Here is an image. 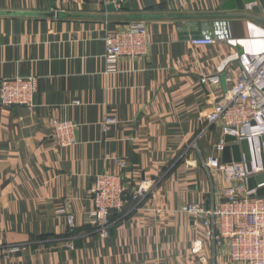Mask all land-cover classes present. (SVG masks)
<instances>
[{"label":"crops","instance_id":"1","mask_svg":"<svg viewBox=\"0 0 264 264\" xmlns=\"http://www.w3.org/2000/svg\"><path fill=\"white\" fill-rule=\"evenodd\" d=\"M236 4L0 0V80L37 78L31 107L0 105V264H233L226 244L205 241L198 254L190 252L199 232L184 207L220 197L222 178L202 160L221 133L204 118L214 96L236 79L237 63L228 64L218 84L199 78L219 73L239 48H262L248 39L246 22L264 26L230 15L241 12ZM217 20L229 23L236 46L191 44ZM131 22L145 25L148 52L123 56L109 71L102 36ZM104 116L115 120L106 130ZM53 119L75 125L72 145L55 143ZM104 172L122 174L129 190L100 239L87 217L89 188ZM138 186L144 196L135 199ZM6 247L19 250L4 255Z\"/></svg>","mask_w":264,"mask_h":264},{"label":"built area","instance_id":"2","mask_svg":"<svg viewBox=\"0 0 264 264\" xmlns=\"http://www.w3.org/2000/svg\"><path fill=\"white\" fill-rule=\"evenodd\" d=\"M246 30L248 39L260 40L262 48L257 51L241 49L234 52L219 73L199 78L202 85L218 84L228 64L236 59L238 61L235 62L238 66L236 79H233L224 93L214 96L217 102L204 118L208 124H216L221 133V138L214 145V153L202 160V164L210 172L219 173L222 178L215 193L220 197L216 196L218 202H213L212 194L208 205L204 201L189 202L184 207V212L197 224L199 232L191 242L192 254H198L207 241L214 246L226 244L229 260L233 264H264V196L252 197L255 189L248 190L246 183L250 175L264 172L259 143V138L264 135V28L247 21ZM102 39L109 71L115 70L117 60L123 56L130 59L144 57L148 52L147 29L141 22H131L122 31L105 32ZM218 43L236 46L227 21H214L211 27H205L198 37L191 40L194 46ZM36 91L35 76L2 78L0 105L31 107ZM199 121H202L201 117ZM114 122V118L104 116L101 120L103 130ZM74 129L75 125L70 121H51V137L58 146L66 147L75 142ZM226 134L234 136L236 143L247 141L250 170L246 167L243 155L240 162L221 161L226 144L223 137ZM115 161L122 168L125 166L124 159L115 158ZM262 186L264 182L257 185L258 188ZM143 190L141 186L135 187L133 197L142 198ZM127 191L128 186L120 173L104 172L94 177L89 188L92 210L87 221L96 228L101 238L107 237L111 226V211L122 209ZM67 222L69 226H73L71 215H68ZM68 246L72 247V243L68 242ZM18 250L19 247H6L2 249V253L11 255Z\"/></svg>","mask_w":264,"mask_h":264},{"label":"water","instance_id":"3","mask_svg":"<svg viewBox=\"0 0 264 264\" xmlns=\"http://www.w3.org/2000/svg\"><path fill=\"white\" fill-rule=\"evenodd\" d=\"M249 4L252 6L250 8H246ZM233 7L240 9L241 12L230 15L246 17L264 26V16H259V13L264 11V0H237V4ZM238 50L240 51V48ZM234 62H238L237 59ZM223 140L226 144L221 154V161L223 163L240 162L242 158L241 156L243 155L246 167L250 170L247 141L241 140L239 143H236L235 137L229 134L224 135ZM259 143L261 147V160L264 164V135L259 138ZM262 182H264V172L250 175L247 178L246 183L248 190L255 189V192L251 194L252 197L264 196V186L259 188L257 187V185Z\"/></svg>","mask_w":264,"mask_h":264},{"label":"rangeland","instance_id":"4","mask_svg":"<svg viewBox=\"0 0 264 264\" xmlns=\"http://www.w3.org/2000/svg\"><path fill=\"white\" fill-rule=\"evenodd\" d=\"M123 177V176H122ZM124 179V178H123ZM128 190H129V187H128ZM125 196H126V194H125ZM124 203H125V197H124ZM123 208V207H122ZM122 210V209H121ZM120 210V211H121ZM117 212H119V211H117V210H112L111 211V215H110V221H111V226H112V223H113V219H112V216H113V214L114 213H117ZM68 217V216H67ZM68 223V222H67ZM87 223L90 225V226H92L93 227V229H94V231H95V233L97 234V236H98V238H100V239H104V238H101L99 235V232L98 231H96V228L93 226V225H91V223H89L88 221H87ZM74 224V223H73ZM69 226V225H68ZM111 226H110V228H111ZM69 228H73V226H69ZM110 228H109V230H108V234H109V231H110ZM108 236V235H107ZM66 246L68 247V248H73L74 246H73V244H72V247H70V246H68V243L66 244Z\"/></svg>","mask_w":264,"mask_h":264},{"label":"bare ground","instance_id":"5","mask_svg":"<svg viewBox=\"0 0 264 264\" xmlns=\"http://www.w3.org/2000/svg\"><path fill=\"white\" fill-rule=\"evenodd\" d=\"M248 6H249V8H250L252 5H251V4H249ZM257 174H258V173H257Z\"/></svg>","mask_w":264,"mask_h":264},{"label":"trees","instance_id":"6","mask_svg":"<svg viewBox=\"0 0 264 264\" xmlns=\"http://www.w3.org/2000/svg\"><path fill=\"white\" fill-rule=\"evenodd\" d=\"M115 214H116V213H114L113 215H115ZM112 219L114 220L113 216H112ZM113 220H112V221H113Z\"/></svg>","mask_w":264,"mask_h":264}]
</instances>
